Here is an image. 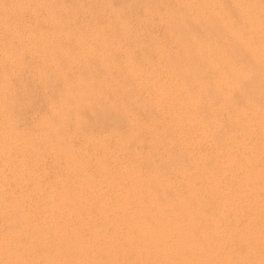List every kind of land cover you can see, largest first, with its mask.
<instances>
[{"label":"bare ground","instance_id":"obj_1","mask_svg":"<svg viewBox=\"0 0 264 264\" xmlns=\"http://www.w3.org/2000/svg\"><path fill=\"white\" fill-rule=\"evenodd\" d=\"M40 2L0 0V264H264V0H121L144 48L115 4L109 42L112 9Z\"/></svg>","mask_w":264,"mask_h":264},{"label":"rangeland","instance_id":"obj_2","mask_svg":"<svg viewBox=\"0 0 264 264\" xmlns=\"http://www.w3.org/2000/svg\"><path fill=\"white\" fill-rule=\"evenodd\" d=\"M34 1H35V3H33ZM36 1H37V0H33V1L28 0V3H29L28 6H31V7H28L30 10H28V9L26 10L27 15L30 14L29 16H31L33 13H34V14H35V13H38V14H36V15H38V16H42V11H41V9H39L41 6H38V8H37V5H40L41 2H40V0H38L37 3L39 2L40 4H39V3L36 4ZM55 1H56V3H55ZM57 1H58V4H60L59 2H61V4H62V3L64 4V2H65V4L63 5L65 9L62 8L63 6H62L61 4H60V5H57ZM66 1H67V4H66ZM70 1H71V2H70ZM70 1H69V2H70V3H69L68 0H54L53 5L56 4L55 6H57V7H56L57 9H59V7H60V10H61L60 12H61V14H62L63 12H66L65 10H67V9L69 10V12H67V14H69V15L71 16V17L69 16V19H70L69 22H70V24H71L72 29H75V28H76L75 31H80V30H81L82 33H85L86 31H88L89 26H91L92 22L94 21L93 18H96V19L99 21L100 16L105 15V17H106V19H107V18H108L107 16H109V14H110V15L114 14V15H115V16L113 15L114 17H113V16H112V17L109 16L108 19L112 18V19H110V22H109V20L107 19L108 22L105 20L106 22H105L104 24H100V23H99V24H100L101 26L104 25V26H103L104 28H105V25H106V26H109V28L106 27L107 30H109V29H113L112 27L110 28V26H111L112 23H113V24H114L113 27L116 28V29L118 28V30L115 29L116 33H117V31L121 32L122 30H120L119 25H117V24H115V23H116V21H118V18H119V19H122V18H121V16H122L121 14H123V13L125 14L126 12L130 11V12H131L130 15H132V16L128 15V14H129V12H128V13L125 14L126 17L123 15V16H124V17H123V20H124V22H125L126 24H129V23H130L131 32H132L133 35H131V32L128 33L129 31L126 33V31H125V30H127L126 27H125V30H123V31H124L123 34H128V36H129V34H130V38H131V36H133L134 38L137 37L135 42L138 41V43H139V42H144V38H143V37H146L145 39L148 40V42H144L143 44H140V46L144 45V46H142L143 48L146 46L145 44H148V45H149V43H150V41H151V39H152V38L147 37L148 35H150L149 32H153V33H151V34H152V37H157L158 34H160V35L158 36V37H160V39L163 37V33H164V25L162 26L163 23H161V22L159 21L160 18L157 16V14H155V17H156V18H155L154 16H152L154 13L151 11V9L148 10V11H144V12H147V14L149 13V14L147 15L146 13L143 12L142 7H141V10H140V6H139V5H133V6H131V8H130L129 10H128L127 8H124V9L126 10V12H125V10L123 11V8L121 7V5H122L121 0H120V1H118V0H116V1H114V0H107V1H106V4H105L106 7H105V6L103 5V3H102V5H101V6H102V9H101V6L99 5V3H101V1H99V0H96V1L94 0L93 3H92L93 0H92V1H91V0H85L84 2L81 0V1L84 3V4H83V8L86 7L85 9H89L90 5H91L90 10L93 9L94 6H97V5H95L96 3L99 5V6H98V9L94 8V9L91 10V11L88 10L89 13L86 12L87 15H88V17H91L92 14L94 15V16H92V17L89 18V19H88V17H87V19L90 20V22H89L88 20L83 19V15L85 16V13L82 14L80 11H78V13H76V11H74L75 9H74V6H73V1H72V0H70ZM97 1H99V3H98ZM108 1H109V2H108ZM135 1H136V0H135ZM31 2H32L33 4H31ZM28 3H27V4H28ZM94 3H95V4H94ZM108 3H109V4L113 3V4H112V5H109ZM132 3H133V2H132ZM30 4H31V5H30ZM35 4H36V6H35L34 8H36L37 10L34 9L33 6H32V5H35ZM69 4H72V5H69ZM92 4H94V5H92ZM114 4H115V6H114ZM117 4H118V5H117ZM86 5H89L88 8H87ZM131 5H132V4H131ZM70 6H72L74 10L72 9V7H71V10H70V8H69ZM107 6H108V8H110V9H108ZM112 6H114L113 8H115V9L118 7L117 10H118L119 8H122V9H121L122 11H121L120 9H119V11H117V10H115V9L113 10ZM32 8H33V13H32ZM53 8H55V7H53ZM56 8H55V10H56ZM66 8H67V9H66ZM38 9H39V11H41V12H40L41 14L39 13ZM111 9H112V10H111ZM34 10H36L37 12H35ZM94 10H95V11H94ZM99 10H100V11H99ZM105 10H106V12H105ZM110 10L113 11L114 13H112ZM127 10H128V11H127ZM133 10H134V11L137 10V11H135V13H136L135 15L133 14V13H134ZM139 10H140V11H139ZM28 11H31L32 14H31V13H28ZM56 11H57V10H56ZM70 11H74V12H72V13L70 14ZM96 11H97V12H96ZM116 11H117V12H120V11H121V12H123V13L117 15V13H115ZM93 12H94L95 14H94ZM101 12H102V13H106L107 15H106V14H102ZM108 12H110V13L108 14ZM73 13H74V14H73ZM75 13H76L77 18L74 17V16H75ZM91 13H92V14H91ZM97 13H98V14H97ZM99 13H101V14H99ZM111 13H112V14H111ZM140 13H142V14H140ZM39 14H40V15H39ZM72 14H73V15H72ZM78 14H79V16H78ZM89 14H91V15H89ZM96 14H97V15H96ZM87 15H86V16H87ZM99 15H100V16H99ZM139 15H141V17H140ZM144 15H146V17H145ZM174 15H176V13H175ZM174 15H173V16H174ZM118 16H120V17H118ZM133 16H134V17H133ZM142 16H143V19H144V17H145L144 20L142 19ZM147 16H149L150 18L147 17ZM176 16H178V15H176ZM73 17H74L75 19H78V20L76 21ZM80 17H81V18H80ZM105 17H104V18H105ZM138 17H140V20H141L142 22H141L140 20H139V22H138V19H139ZM153 17H154V19H153ZM174 17H175V16H174ZM84 18H85V17H84ZM113 18H114V19H113ZM128 18H130V20H129ZM135 18H136L137 22H136ZM137 18H138V19H137ZM146 18L149 19L151 22H149V20L147 21ZM175 18H176V17H175ZM71 19H72V20H71ZM79 19H82V20H84V21H81V20H79ZM92 19H93V21H92ZM125 19H126V20H125ZM85 20H86L89 24H88V23L86 24V21H85ZM128 20H129V21H128ZM152 20H157V22L159 21L161 24L158 22V25L160 24L159 26H160V27L162 26V28H160L159 26H156L157 23H154ZM127 21H128V22H127ZM131 21H132V22H131ZM143 21H144L145 23L148 22L149 25H148V24H145ZM111 22H112V23H111ZM155 22H156V21H155ZM83 23H84L85 25H84ZM93 23H94V22H93ZM107 23H108V24H107ZM110 23H111V24H110ZM134 23H135V24H134ZM137 23H140V26L142 25V26H143L142 28H143V29L145 28V29L143 30V29L140 28V27L137 28V27H136V26H137ZM151 23H152V24L154 23V26L152 25V26H153V29H152V30H151V28H152ZM119 24H120V23H119ZM132 24H134V25H136V26H134V25H132ZM155 24H156V25H155ZM81 25H82L83 27H80ZM115 25H116V27H115ZM73 26H74V27H73ZM138 26H139V24H138ZM147 26H148V28H147ZM155 26H156L158 29H156ZM77 27H79L80 29H79V28L77 29ZM103 27H101V28H103ZM150 27H151V28H150ZM81 28H82L83 30H82ZM104 28H103V30L105 31ZM122 28H123V27H122ZM149 28H150V29H149ZM154 28H155L156 30H155ZM107 30H106V32H107ZM147 30H148V33H149V34L147 33ZM158 30H160V32H159ZM81 31H80V32H81ZM110 31H111V30H110ZM115 31H114V29H113L112 32H109V31H108L107 35H109V34H111V33H113V32L115 33ZM123 31H122V32H123ZM133 31H134V32H133ZM135 31H136V32H135ZM142 31H143V33L145 32V33H144L145 36H144V35H141V34H142ZM157 31H158V32H157ZM122 32H121V33H122ZM137 32H140L141 34L139 33V34H137V36H136L135 33H137ZM156 33H158V34H156ZM134 34H135V35H134ZM146 34H147V35H146ZM153 35H154V36H153ZM155 35H156V36H155ZM110 36H111V35H109V37L106 36V39H107V41H109V42H113V41H110V40H112V37H110ZM135 36H136V37H135ZM139 36H143V37H142V38H143V41H140V40H141V37H139ZM150 37H151V35H150ZM70 38H71V37H70ZM121 38L124 40V36H121L120 38H118L119 43H120V40H121L122 44L125 43V41H123ZM138 38H140V39H138ZM71 39H72V38H71ZM108 39H109V40H108ZM137 39H138V40H137ZM65 40L69 42L70 39L68 38V40H67V39L61 40V42H60V47H61L62 49H60V51L62 52V53H61L62 55L59 53V57H57V58L55 59L56 61L58 60L57 63H58V62H59V63H58V64L55 63V65H56V64L59 65V66H57V67L59 68V67H60V64H61V61H63V63H64L65 60H67V59L69 60V59H70V56H71V58L73 59L74 57H72V54H73L74 51H75L74 49H76V52L78 53V55H77L76 53L73 54L74 56H75V54L77 55V56H75L76 59L74 58L73 61H72V62H74V63L71 62L72 64H70V62L66 61L67 63L65 62L63 65L61 64V65L63 66V68L60 67L61 70L63 69V70L68 71V72L70 71L69 74H67L68 72H66V74H65V71H61L60 68H59V70H57V71H58V76H59V75L61 76V74H62V76H61V77L59 76V77L61 78L60 81H57V80L60 79V78H59V79H57V80L54 79V82H55V80H56V82H55V83L57 84L56 86L59 87V88H56V89H58V90H60V91H63L64 89H62L63 84H58L59 82H60V83H63L65 79H66L65 82L70 81L71 79L73 80L72 76H73L74 74L77 75V74H79V72H81V70H80L79 68H78L77 71L75 70V69H77L78 66L75 65L76 68L72 66V65L75 64V63L77 64V62L74 61V60H77V58L79 57V52H78V50H77V46H76V47L74 46V48H72L73 46H72V47L70 46V47H71V49H70V47L68 46V43H66ZM113 40H115V39L113 38ZM134 40H135V39H134ZM134 40H132V41H134ZM146 40H145V41H146ZM161 40H162V39H161ZM64 41H65V43H64ZM90 41H91V40H90ZM116 41H117V40H116ZM118 41H117V42H118ZM162 41H163V40H162ZM91 42H92L91 45H93V44L95 43L94 41H91ZM93 42H94V43H93ZM135 42H134V45H135ZM164 42H165V41H164ZM126 43H127V42H126ZM126 43H125V44H126ZM167 43H169V44L167 45ZM167 43H166V45H165L166 47L171 46V43H170V42H167ZM61 44H62V45H61ZM64 44H66V45H64ZM69 44L73 45L74 43H73V42H72V43L69 42ZM122 44H120V45H122ZM128 44H129V43H127V45H125V46L123 45L122 47H124V48L121 49V50H123V52H124L125 48H127V49H126V52H124L125 54H124L121 50H119L120 52L123 53V55L120 54V52H118V51H117V53H115V54H114L115 51L112 52V53L109 52V53H111L110 55L114 54V57L111 56L112 61H115V60H116V62H119V61H121V60L124 59V57H122V56H125L126 53L128 52L127 50H129L128 48H129V46H130V44H129V46H128ZM136 44H137V43H136ZM74 45H75V44H74ZM148 45H147V46H148ZM65 46H68V47L65 48ZM135 46H137V48H139V44H138V45H135ZM122 47H121V48H122ZM133 47H134V46H133ZM142 47H141V48H142ZM64 48H65V49H64ZM137 48H136V50L139 51L140 48H139V49H137ZM63 49H64V50H63ZM72 49H73V52H71ZM65 50H66L67 52L70 51V52H69L70 54H69L68 56H67V52H66ZM134 50H135V49H134ZM64 52H66V53H64ZM135 52H136V51H135ZM118 53H119L121 56L118 55ZM63 54H64V56H65L67 59H65V57H64V59L62 58V57H63ZM116 54H117V56H116ZM137 55H138V52H137ZM61 56H62V57H61ZM115 56H116V57H115ZM2 57H3V56L0 55V58H1V59H3ZM118 57H119V58L121 57L122 59L119 60ZM111 58H110V59H111ZM113 58H114V60H113ZM115 58H116V59H115ZM59 59H60V60L62 59V60L60 61ZM30 61L32 62L33 60H30ZM30 61H29V63H30ZM56 61H55V62H56ZM52 62H54V61H50L48 64H50V63L52 64ZM32 63H33V62H32ZM65 64H66V65H65ZM67 64H68V65H67ZM69 64H70V67H69ZM52 65H53V64H52ZM66 67H67L68 69H67ZM6 68H7V67H5V68H3V69L6 70ZM31 68H32V65H31ZM54 68H55V67H53V69H54ZM69 68H70V69H69ZM71 68H73V69H71ZM29 69H30V67H29ZM30 70H32V69H30ZM49 70H50V69H49ZM51 70H52V68H51ZM51 70H50V71H51ZM54 70H56V69H54ZM71 70H72V71H71ZM73 70H75L74 72H77V73H73ZM57 71H56V72H57ZM59 71L61 72V74H59ZM113 71H114L113 69H112V70H108L109 73H106V77L110 78V77L112 76V78H114V77L117 78L118 73L115 72V71H114L115 73H113ZM111 72H112V73H111ZM30 73H31V72H30ZM30 73H27V74H28V75H31ZM71 73H72V74H71ZM110 73H111V76H110ZM113 74H114V77H113ZM116 74H117V75H116ZM71 75H72V76H71ZM26 76H27V75H25V77H26ZM56 76H57V75H56ZM66 76H67V77H66ZM109 76H110V77H109ZM56 78H58V77H56ZM70 78H71V79H70ZM108 78H106V81L109 80ZM141 78L143 79V76H141ZM26 79H28V76H27ZM26 79H24V80H26ZM62 79H64V80L62 81ZM72 80H71V81H72ZM139 80L141 81L140 78H139ZM61 81H62V82H61ZM30 82H31V81H30ZM119 83L121 84V81H120ZM119 83H118V85H119ZM64 87H65V84H64ZM64 87H63V88H64ZM116 87H118V86H116ZM60 88H61V89H60ZM145 88H146V87H145ZM116 90H117L118 92H122V91H119V90H121V89H117V88L114 90V95H115V97H116V96L119 97V95H121L122 93H121V94H115V93H117ZM35 94H36V93L34 92V94H33L32 97H34ZM144 94H145V93H144ZM144 94H143V98L146 99V97H147V93H146V95H145L146 97L144 96ZM36 95H37V94H36ZM36 97H37V99L39 98L38 95H37ZM36 97L31 98L32 101H33V103H36V102H34V101H37V103L40 102V100H39V101H38V100H35ZM31 99H28V100H31ZM32 101H31V102H32ZM28 102L31 103L30 101H28ZM37 105H38V104H37ZM38 106H41V103H40ZM42 107H43V106H42ZM42 107H39L40 110H41ZM133 108H134V107H131V110H129V111H130L129 113H132L133 111H136V110H137V109L132 110ZM42 109H43V108H42ZM22 111H24V110H23V109H21V110H17V111L14 112V114H15L16 116H18V117H20V116L22 115V114L20 115V113H24V114L27 113V114H28V115H27L28 117H29V116H32V113H31V115H30V112H29V111H24V112H22ZM139 111H141V112H140L141 114L143 113L142 110H139ZM133 113H134V112H133ZM133 113H132V114H133ZM135 113H136V112H135ZM225 114H226V112H225ZM22 116H23V115H22ZM24 116H25V115H24ZM27 116H25V117H27ZM112 116H113V114L111 113L110 118H106L107 120H106L105 125H103L104 123L102 124V122H99V123H98V126H100V127H104V126L107 127V126H112V125H113V126H116V127H117L118 125H120V124L122 125V124H123V123H122L123 121H121V120L117 121L118 123H116V121H114L115 119H112ZM108 117H109V116H108ZM108 119H109V122H110V123L108 122ZM110 119H111L112 121H111ZM122 120H124V119H122ZM113 121H114L115 123H114ZM72 122H73V120L69 122V126H70V123L72 124ZM107 122H108V123H107ZM124 123H125V120H124ZM96 124H97V123H96ZM73 125H74V124H72L71 127H70L69 129H72V128H73ZM154 125H157V126H155L156 129H159V127H160V128L163 127V123H162V126H161V123H159V124H158V123H155ZM154 125H153V126H154ZM158 126H159V127H158ZM118 127H119V126H118ZM170 132H171V131H168V132L165 131L164 134H165V135H166V134H170ZM74 138H76V137H74ZM133 146L135 147V146H137V145L132 144V147H131V146H130V147L133 148ZM141 154H142V152H141ZM224 182H226V181L224 180ZM121 232H122V234H120V236L122 237L124 231L122 230Z\"/></svg>","mask_w":264,"mask_h":264}]
</instances>
